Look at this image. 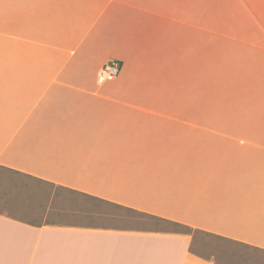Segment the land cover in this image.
I'll return each instance as SVG.
<instances>
[{
	"label": "crops",
	"instance_id": "obj_1",
	"mask_svg": "<svg viewBox=\"0 0 264 264\" xmlns=\"http://www.w3.org/2000/svg\"><path fill=\"white\" fill-rule=\"evenodd\" d=\"M165 224L264 249V0H0V264H220Z\"/></svg>",
	"mask_w": 264,
	"mask_h": 264
},
{
	"label": "rangeland",
	"instance_id": "obj_2",
	"mask_svg": "<svg viewBox=\"0 0 264 264\" xmlns=\"http://www.w3.org/2000/svg\"><path fill=\"white\" fill-rule=\"evenodd\" d=\"M166 226L171 229L178 228L174 224ZM192 248L220 264H264V254L201 231H194Z\"/></svg>",
	"mask_w": 264,
	"mask_h": 264
},
{
	"label": "built area",
	"instance_id": "obj_3",
	"mask_svg": "<svg viewBox=\"0 0 264 264\" xmlns=\"http://www.w3.org/2000/svg\"><path fill=\"white\" fill-rule=\"evenodd\" d=\"M122 70V63L117 59H113L105 63L99 70V75L102 79H111L117 77Z\"/></svg>",
	"mask_w": 264,
	"mask_h": 264
},
{
	"label": "trees",
	"instance_id": "obj_4",
	"mask_svg": "<svg viewBox=\"0 0 264 264\" xmlns=\"http://www.w3.org/2000/svg\"><path fill=\"white\" fill-rule=\"evenodd\" d=\"M177 227H179V229L185 231V232H189V233H192L193 231H199V230H195L193 227H190V226H187V225H181V224H175ZM216 236V235H215ZM220 239H225L227 241H230V242H233V243H236V244H239L241 246H244V247H247L249 249H253L255 251H258L262 254H264V249H261V248H258V247H254V246H251L249 244H246V243H241V242H237V241H233V240H230V239H227L225 237H222V236H216Z\"/></svg>",
	"mask_w": 264,
	"mask_h": 264
}]
</instances>
